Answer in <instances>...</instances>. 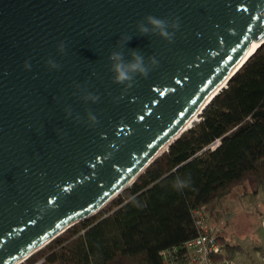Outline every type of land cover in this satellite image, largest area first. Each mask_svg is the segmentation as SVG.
Here are the masks:
<instances>
[{"label":"water","instance_id":"1","mask_svg":"<svg viewBox=\"0 0 264 264\" xmlns=\"http://www.w3.org/2000/svg\"><path fill=\"white\" fill-rule=\"evenodd\" d=\"M253 42L264 43V0H0V264L102 211ZM112 52L126 64L139 53L148 74L115 82Z\"/></svg>","mask_w":264,"mask_h":264},{"label":"trees","instance_id":"2","mask_svg":"<svg viewBox=\"0 0 264 264\" xmlns=\"http://www.w3.org/2000/svg\"><path fill=\"white\" fill-rule=\"evenodd\" d=\"M246 181L264 187V43L131 185L21 264H167L162 252L173 248L185 264L193 209L206 211Z\"/></svg>","mask_w":264,"mask_h":264},{"label":"crops","instance_id":"3","mask_svg":"<svg viewBox=\"0 0 264 264\" xmlns=\"http://www.w3.org/2000/svg\"><path fill=\"white\" fill-rule=\"evenodd\" d=\"M238 186L244 189L232 195ZM238 186L207 208L208 225L223 245L234 247L233 255L226 250L230 258L239 264H264V187L255 191L248 181ZM232 216L237 224L228 232L226 219Z\"/></svg>","mask_w":264,"mask_h":264},{"label":"built area","instance_id":"4","mask_svg":"<svg viewBox=\"0 0 264 264\" xmlns=\"http://www.w3.org/2000/svg\"><path fill=\"white\" fill-rule=\"evenodd\" d=\"M218 144L219 139L210 147L214 148ZM192 217L197 234L186 243L189 259L185 264H239L227 255L225 245L218 241L209 227L206 211L203 208H194ZM162 254L167 264H178L173 260V256L177 254L176 249L163 251Z\"/></svg>","mask_w":264,"mask_h":264},{"label":"clouds","instance_id":"5","mask_svg":"<svg viewBox=\"0 0 264 264\" xmlns=\"http://www.w3.org/2000/svg\"><path fill=\"white\" fill-rule=\"evenodd\" d=\"M147 21L153 26L154 30L158 31V34L166 39H171L172 34L167 31V24L163 19L154 16H148ZM140 31L147 33L148 27L145 25L140 26ZM133 62L124 63L122 60V53L112 52L109 59L114 63L112 64V71L114 72V80L117 83L124 84L126 81L133 79V73H139L141 76H146L149 72V68L144 64V57L139 53L133 52ZM152 63L155 65L157 61L155 58H151ZM187 181L177 179L175 182L176 187L186 186Z\"/></svg>","mask_w":264,"mask_h":264},{"label":"bare ground","instance_id":"6","mask_svg":"<svg viewBox=\"0 0 264 264\" xmlns=\"http://www.w3.org/2000/svg\"><path fill=\"white\" fill-rule=\"evenodd\" d=\"M261 42H253L250 49L248 50V52L246 53V55L244 56V58L238 63V65L234 68L233 71H235L236 69H238V67L255 51V49L260 45ZM226 81H224L222 84H220V86L213 92V94L210 96V98H208V100L206 101V103H208L210 101V99L219 91H221L225 86H226ZM206 103L204 104V106L206 105ZM203 110V108H201L200 110H198L196 112V114H194L191 119L187 122V124L185 125L184 129L189 128L195 121L199 120V114L201 113V111Z\"/></svg>","mask_w":264,"mask_h":264},{"label":"rangeland","instance_id":"7","mask_svg":"<svg viewBox=\"0 0 264 264\" xmlns=\"http://www.w3.org/2000/svg\"><path fill=\"white\" fill-rule=\"evenodd\" d=\"M242 189H244V187L243 186H238V187H236L234 190H233V192H232V195H234V196H236L237 195V193L240 191V190H242ZM238 196V195H237ZM233 207V206H232ZM235 207V206H234ZM233 207V208H234ZM232 211H234L233 209L232 210H230L229 212L230 213H232ZM224 212H226L227 213V211L226 210H224ZM229 212H228V214H229ZM228 219V220H227ZM226 219V222L228 223V225H227V231L228 232H232V231H234V227L236 228V224H237V220H235V221H233V216L230 218V217H228ZM235 234V236H236V233H234ZM226 249V248H225Z\"/></svg>","mask_w":264,"mask_h":264}]
</instances>
